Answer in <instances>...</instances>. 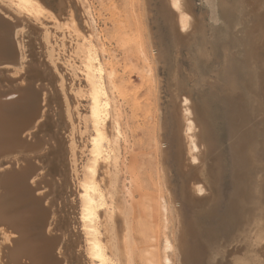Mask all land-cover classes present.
<instances>
[{"label":"bare ground","instance_id":"bare-ground-1","mask_svg":"<svg viewBox=\"0 0 264 264\" xmlns=\"http://www.w3.org/2000/svg\"><path fill=\"white\" fill-rule=\"evenodd\" d=\"M12 1L23 12L12 13L5 1L0 0V11L11 19L0 16V264H83L82 257L84 263L91 259L97 264H173L174 244L164 231L173 202L171 196L159 195L157 201L156 211H160L162 221L159 230L163 241L162 254L155 244L156 235L147 227L140 229L139 220L133 219L136 204L132 201L133 188L129 184L136 175L130 171L128 177L124 176L121 143L126 142V132L114 97L119 85L114 69L105 60L99 36L80 27L73 14V0H59L58 11L47 0ZM79 2L76 0L75 4ZM201 3L202 15L213 23L218 18L226 24L230 17L237 18L244 25L242 39L245 37L248 42L244 43L247 58L260 56L261 59L264 53V0H201ZM169 4L182 33L195 27V12L189 0H169ZM81 5L82 17L87 15L86 19H91L90 9H85L83 0ZM162 12L169 22L171 18L164 8ZM176 23L172 22L173 27ZM202 29L205 30L203 26ZM174 34L177 35V31ZM50 39L56 43L57 52ZM34 47L44 52H34ZM40 54L46 61L38 58ZM57 60L61 63L57 64ZM57 65L63 73L58 71ZM78 67L85 76L84 91L78 83H73L79 74ZM82 93L87 96V107L80 116L78 104ZM177 97L176 101L180 99ZM181 97L182 120L176 127L183 131L185 151L179 146L176 157L179 165L188 169L199 161V149L193 111L190 110L192 102L189 103L186 96ZM28 111L32 112L31 116L24 119L23 115ZM84 135L86 139L82 146L85 151L77 143ZM80 156L82 162L78 167ZM182 171L187 174L186 170ZM201 174L199 170L194 171L190 177L188 190L195 194L204 190L200 184ZM72 182L74 186L77 184L75 215L83 237V255L73 218ZM38 189L43 191L37 192ZM119 192L124 197L122 206V201H116ZM188 193L185 195L190 202L199 204L200 201ZM118 213L124 220L120 236ZM150 214L152 216V212ZM137 231L142 239L138 242L134 237ZM244 251L232 255L234 251L226 249L223 264H260L253 257L254 253L249 259Z\"/></svg>","mask_w":264,"mask_h":264},{"label":"rangeland","instance_id":"rangeland-1","mask_svg":"<svg viewBox=\"0 0 264 264\" xmlns=\"http://www.w3.org/2000/svg\"><path fill=\"white\" fill-rule=\"evenodd\" d=\"M2 1L12 13L23 12L14 1ZM58 1L46 2L55 6L56 11ZM74 1L76 3L73 0L71 5ZM162 1L83 0L85 9H90L91 19H86L87 15L86 18L82 17L79 10L81 0H78V5H72L80 27L92 30L94 35L99 36L98 42L104 48L105 60L114 69L119 85L114 97L126 132V142L121 143L126 171L124 176L128 177L130 171L136 175L129 184L133 188L132 201L136 204L133 219L139 220L140 229L147 227L156 235L155 244L160 249L163 241L159 233L161 215L160 211H156L158 196H171L173 202L164 231L174 244L171 253L173 264H223L226 249H232L235 252L232 255L236 251L246 250L244 252L249 259L254 253L253 257L264 264V53H260L261 59L258 56L260 60L256 56V59L247 58L244 46L248 42L245 37L242 39L244 25L235 17H230L227 24L222 18L214 23L204 18L201 0H189L195 12V27L182 33L172 16L169 0H165V4ZM163 8L171 18L169 22L163 17ZM0 16L11 20L2 11ZM172 22L176 26L173 27ZM175 29L177 35L174 34ZM56 34L59 36V32ZM50 44L56 47L54 51L57 52L53 39H50ZM34 49V52H44L37 47ZM41 54L38 58L46 61ZM54 55L56 57L55 52ZM59 61H56L57 64L61 63ZM57 66L58 71L63 73ZM77 70L79 74L73 83L79 84L84 91L85 76L80 68ZM181 96H186L189 103L192 102L190 110L193 111L196 139L199 140V161L193 164L194 168L191 165L188 169L179 165L176 157L179 146L184 147L185 151L183 131H178L176 127L182 120ZM176 97L180 99L176 101ZM86 100L87 96L82 93L78 104L80 116L85 113ZM31 113L28 111L23 118L30 117ZM84 137V140L80 138L77 142L83 151L86 135ZM183 156H186V152ZM78 159L82 160V157ZM79 160L78 167L82 162ZM182 170H186L188 177ZM198 170L203 173L200 184L205 192L203 190L201 194L188 190L190 177ZM125 182L129 183V180ZM73 186L74 183L73 195L70 194L75 206L73 218L75 228L81 232L76 222L77 184ZM185 192H190L188 195L198 199L199 204H192ZM117 195L116 201H122V206L123 194L119 192ZM119 214L117 230L120 236L124 230V220L123 215ZM80 232L78 242L83 255L81 247L84 242ZM134 237L137 242L142 240L138 231ZM257 249L263 252H256ZM258 253L263 254L259 256ZM84 261L82 257L83 264H97L91 259L88 263Z\"/></svg>","mask_w":264,"mask_h":264}]
</instances>
